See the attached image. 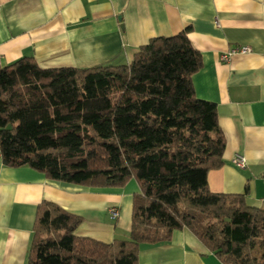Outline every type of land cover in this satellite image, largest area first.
Instances as JSON below:
<instances>
[{
  "label": "trees",
  "instance_id": "trees-1",
  "mask_svg": "<svg viewBox=\"0 0 264 264\" xmlns=\"http://www.w3.org/2000/svg\"><path fill=\"white\" fill-rule=\"evenodd\" d=\"M190 27L142 45L129 64L43 68L0 57V151L7 166L91 187L135 178L127 239L76 235L83 217L44 200L28 264H138L142 245L190 229L224 264H264V209L244 193H217L224 163L217 104L197 96L202 53Z\"/></svg>",
  "mask_w": 264,
  "mask_h": 264
},
{
  "label": "crops",
  "instance_id": "crops-1",
  "mask_svg": "<svg viewBox=\"0 0 264 264\" xmlns=\"http://www.w3.org/2000/svg\"><path fill=\"white\" fill-rule=\"evenodd\" d=\"M187 27L203 60L193 75L196 94L217 104L226 138L224 163L209 171L208 187L247 189V203L264 209V0H0V57L7 65L32 56L43 68L123 65L152 38ZM239 46L251 51L222 59ZM238 154L245 168L233 163ZM140 192L135 178L123 187L54 180L28 165H5L0 151V264L29 263L42 201L82 216L76 235L111 243L130 232ZM138 264L224 263L183 228L170 241L142 245Z\"/></svg>",
  "mask_w": 264,
  "mask_h": 264
},
{
  "label": "built area",
  "instance_id": "built-area-1",
  "mask_svg": "<svg viewBox=\"0 0 264 264\" xmlns=\"http://www.w3.org/2000/svg\"><path fill=\"white\" fill-rule=\"evenodd\" d=\"M251 51V48L249 46H239L236 48H233L232 50H230L229 52H227L226 54H223L222 59L224 60H228L232 55L236 54V53H248ZM233 163L238 166L239 168H245L247 165V159L245 156L238 154L233 158ZM112 216L115 218L119 215V210L117 207H113L110 210Z\"/></svg>",
  "mask_w": 264,
  "mask_h": 264
},
{
  "label": "rangeland",
  "instance_id": "rangeland-1",
  "mask_svg": "<svg viewBox=\"0 0 264 264\" xmlns=\"http://www.w3.org/2000/svg\"><path fill=\"white\" fill-rule=\"evenodd\" d=\"M128 236H129V232L126 234V236H121V237H119V238H121V239H127Z\"/></svg>",
  "mask_w": 264,
  "mask_h": 264
}]
</instances>
